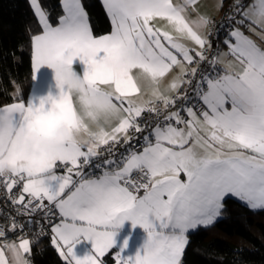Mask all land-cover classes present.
Listing matches in <instances>:
<instances>
[{"label":"snow or ice","instance_id":"obj_1","mask_svg":"<svg viewBox=\"0 0 264 264\" xmlns=\"http://www.w3.org/2000/svg\"><path fill=\"white\" fill-rule=\"evenodd\" d=\"M101 2L112 30L95 36L82 0H62L65 14L55 27L38 0H30L43 26L42 34L31 36L34 71L53 68L60 93L39 104L0 108V171L12 169L0 174V189L19 206L18 215L40 210L49 221L59 215L51 242L67 264H103L100 258L114 249L125 221L142 226L147 238L134 256L124 254L125 241L116 264H183L189 232L222 218L226 198L264 210V49L241 30L264 38V0H230L221 21L230 25L224 41L228 52L212 60L206 55L212 33L203 30L215 22L199 12V0ZM224 5L217 0V10ZM228 55L240 70L226 66L223 74L216 72ZM77 58L86 65L82 76L72 67ZM202 62L211 72L200 74L193 86ZM173 69L178 71L169 90L176 96L156 87L153 99H134L141 93L138 76L158 85ZM185 84L196 104L184 103L189 99L187 92L180 93ZM113 120L110 130L101 126ZM62 124L81 139L43 150L42 138ZM130 132L141 134L142 150L130 146L118 159H99L101 146L111 157L115 144H130ZM89 166L102 172L88 178L83 169ZM21 182L22 191L13 194ZM24 228L11 216L0 224V238L14 232L20 241H0V264H31L24 255L31 252L30 240L20 238ZM43 234L41 229L34 240ZM81 240L94 248L83 258L74 251Z\"/></svg>","mask_w":264,"mask_h":264},{"label":"trees","instance_id":"obj_2","mask_svg":"<svg viewBox=\"0 0 264 264\" xmlns=\"http://www.w3.org/2000/svg\"><path fill=\"white\" fill-rule=\"evenodd\" d=\"M95 36L111 32L101 0H82ZM53 27L63 16L61 0H39ZM42 31L30 0H0V107L26 101L32 84L31 36ZM15 94V95H14ZM224 216L211 227L190 232L183 264H264V210L252 211L227 198ZM33 264H67L51 242L36 244ZM109 256L106 264H113Z\"/></svg>","mask_w":264,"mask_h":264},{"label":"crops","instance_id":"obj_3","mask_svg":"<svg viewBox=\"0 0 264 264\" xmlns=\"http://www.w3.org/2000/svg\"><path fill=\"white\" fill-rule=\"evenodd\" d=\"M174 2H175V0H174ZM179 2H183V0H179ZM250 2H251V0H250ZM38 3H39V0H38ZM216 4H217V0H199L197 7H198V10L201 14H203L207 17H210L214 21L215 19L218 18V16L222 13V10H223V9L217 10ZM39 5H40L41 9L43 11H45L40 3H39ZM61 5H62V0H61ZM62 9H63V7H62ZM45 13L47 15L46 11H45ZM64 14L65 13L63 11V15ZM47 17H48V15H47ZM37 18L39 20L38 16H37ZM89 22H90V20H89ZM158 23H159V25L164 24L163 21H159ZM40 24H41V22H40ZM41 27H42V31H43L42 24H41ZM210 27H211V25H209L208 28L204 29L203 31L205 33L209 32ZM241 30L245 33V35L250 37L259 47L264 49V38H261L260 35L249 31L247 28L242 27ZM42 31L38 34H42ZM259 31L260 30L257 29V33H259ZM227 38L228 37L224 38L221 42V52L220 53H227L228 52V48L226 47V45L224 43V41ZM221 59L225 61V63L220 64L222 69L227 66V67H230L234 71L240 70V68H241L240 64L238 62H236L234 57H232L231 55L222 56ZM72 67H73V70L77 73V75H80V76H82L86 70V65H84L79 60V58H77L74 61ZM32 69H33L32 84H31V89H30L28 98L26 101H17V102H35L36 104H39V101L41 98L47 97L50 94L52 96H58L60 93V89L57 86L55 70L48 65H43V66H41V68L39 69L38 72L34 71L33 47H32ZM177 71H178V69H173V71L170 72L165 78L161 79V81L158 85H153L148 79L138 76V82H139V85L141 87V93H140V95L134 97V99L137 102H143V101L153 99L151 93H152L153 88H156V87H158L159 90L164 95L174 96L176 94V92L169 90V84H170L171 80L173 79V77L176 76ZM133 74L137 75V71L134 70ZM182 87H181V89H182ZM73 103L77 108H79L78 97L75 94L73 95ZM5 106H7V105H5ZM0 108H2V107H0ZM115 123H116L115 120H113L110 124H104L103 121H101V126H103L105 128V130H110L111 127L115 125ZM89 125L93 130H97L96 124L89 121ZM181 178L182 179L184 178L183 174L181 175ZM74 179H75V177H74ZM59 221H60V219L56 223H59ZM190 232H192V231H190ZM52 236H53V233H52ZM52 236H51V241H52ZM146 238H147V232L143 229L142 226L136 225L135 227H133L131 221H125L123 226L117 230V235L114 238L116 241L114 249L109 250V252L106 253L105 256L101 257L100 259L102 260L103 264H106L105 259L109 256L113 257V253L115 251L120 250L124 246L125 241H127V248L124 249V254L128 255V256H134L142 248L143 243L146 240ZM9 242L19 243L20 241L19 240H9ZM30 246H31V252L28 254H24V255L26 258H28L30 260L31 264H33L31 261V256L33 254L34 246L31 242H30ZM74 251L79 258H83L84 256L94 252L93 244L91 241L81 240L80 243L76 244Z\"/></svg>","mask_w":264,"mask_h":264},{"label":"built area","instance_id":"obj_4","mask_svg":"<svg viewBox=\"0 0 264 264\" xmlns=\"http://www.w3.org/2000/svg\"><path fill=\"white\" fill-rule=\"evenodd\" d=\"M247 2H250V0H247ZM229 3H230V0L225 1V5H224L221 15L217 19L214 20L215 25H211L210 27L209 32H211L212 34L209 36V39L212 41V47L206 53L209 60H212L213 58L217 56L218 53L221 52V42L224 38L227 37V33L230 29V25L227 22L221 24V21L224 20L225 14L229 10ZM208 72H211L210 64L207 62H202L200 64L197 77L193 79L192 81L193 86L199 81L200 74L208 73ZM216 72L223 74L222 67L220 64L216 65ZM185 92H187L189 99L188 101L184 103L196 104L197 100L195 98V93L192 91V88L187 84L183 85L182 89L180 90L181 94H184ZM174 96H176V94ZM181 103H182L181 101L177 100L176 108H180ZM154 106L157 108L162 107L159 101H156ZM173 110L175 109H169V111H173ZM147 134H148L147 131L143 133V135H147ZM130 135H134V139L130 142V144H125L123 140H121L119 144H115L113 146L114 154L111 157H109V153L105 150L107 146H101L99 150L101 153L99 159L100 160H104L108 158L118 159L121 154H125V155L127 154L128 148L130 146L134 147L137 150H142L143 140L139 138L141 134H133L130 132ZM83 172L86 177L91 178L93 175H99L102 172V169H96L94 167L89 166V167L84 168ZM138 178H139L138 175L136 173H133V179H138ZM22 183L23 182H21V184L18 187L13 189V194L22 191ZM7 196L8 194L4 192L3 189H0V224H5L7 217L9 216L14 217L16 221L25 225V228L23 230V236H21L20 238L29 239L30 242L33 244V246H35L36 244H39L43 240L51 238L52 236L51 228L60 219L59 215L55 217L54 221H49L45 219L44 213L40 210H37V212L34 215L33 214L18 215L15 209L16 207H19V206H14L11 203V201L7 199ZM25 198L26 200L28 199L27 194H25ZM45 203H47V201H45ZM29 220L32 221L31 224H29ZM41 229H43L44 234L40 235L38 238L34 240V234L40 232ZM4 239H7L8 241L9 240H19L17 238V233H14V232H8L7 237L0 238V241H3ZM117 253L118 251H115L113 253V259H114L113 264H116Z\"/></svg>","mask_w":264,"mask_h":264},{"label":"clouds","instance_id":"obj_5","mask_svg":"<svg viewBox=\"0 0 264 264\" xmlns=\"http://www.w3.org/2000/svg\"><path fill=\"white\" fill-rule=\"evenodd\" d=\"M80 139V133L62 124L59 125L50 136L43 137L40 146L43 150L54 151L69 144L76 143ZM11 171V168L5 166L3 170L0 171V174L7 175Z\"/></svg>","mask_w":264,"mask_h":264},{"label":"rangeland","instance_id":"obj_6","mask_svg":"<svg viewBox=\"0 0 264 264\" xmlns=\"http://www.w3.org/2000/svg\"><path fill=\"white\" fill-rule=\"evenodd\" d=\"M220 15H221V14H220ZM220 15H219V16H220ZM219 16H218V17H219ZM218 220H219V219H218ZM218 220H217V221H218Z\"/></svg>","mask_w":264,"mask_h":264}]
</instances>
